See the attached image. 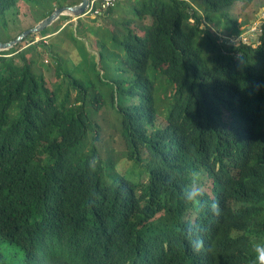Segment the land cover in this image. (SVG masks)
I'll use <instances>...</instances> for the list:
<instances>
[{
  "label": "trees",
  "instance_id": "16d2710c",
  "mask_svg": "<svg viewBox=\"0 0 264 264\" xmlns=\"http://www.w3.org/2000/svg\"><path fill=\"white\" fill-rule=\"evenodd\" d=\"M23 1L52 2L48 17L82 2L0 0V16ZM137 3L148 23H127L112 38L118 52L93 58L112 57L98 73L105 90L68 73L51 48L50 86L25 52L35 35L0 51V264H259L264 19L246 43L226 44L213 27L243 36L255 24L242 31L247 16L232 12L258 14L264 0ZM105 132L119 140L120 167L100 153Z\"/></svg>",
  "mask_w": 264,
  "mask_h": 264
},
{
  "label": "rangeland",
  "instance_id": "374dc122",
  "mask_svg": "<svg viewBox=\"0 0 264 264\" xmlns=\"http://www.w3.org/2000/svg\"><path fill=\"white\" fill-rule=\"evenodd\" d=\"M51 4H38L37 2L32 4L23 1L20 3L21 12L19 11V14L16 15L15 13H11L7 17L0 16V42H11L20 34L34 28L47 19L51 11ZM138 7L139 4L137 3V0H122L119 2L114 12H105V16L98 19H94V16L91 15L81 19H75V17L71 15L63 16L55 22L53 26L48 28L47 32L50 33V36L43 38V33L34 34L36 36V43L29 41L26 43V45H28L25 48V52H30L29 56L30 60L33 62V70L37 74H44L49 85L53 88H57L56 73L54 71L57 69L58 61L56 58L50 56L49 51L51 48L59 52L62 58L66 59V65L63 66L68 73L75 78L80 79L86 86L90 81H93L97 88L105 90L106 85L101 83L98 73L100 70L105 69L108 66L112 57L107 51L106 56L103 58V61L99 66V59L98 61H93V58L97 57L99 52L105 53V46L110 50H114L112 47L116 46L114 45L112 38L114 35L119 37L123 32L124 25L127 23H130L129 25L132 27H139L138 23H148L147 20L140 19L137 11ZM255 10H257V7L253 8L252 6H249L244 8L241 5L235 7V10L232 12L233 15L236 14L237 17H239V15L247 16V18H239V24L240 21H242V31H244L249 25L253 23L255 24L259 20L264 19V12H262L264 9L259 10L258 14L255 13ZM260 26L261 24L258 23L254 25V28ZM213 32H215L226 44L234 43L235 41L250 36L246 34V31L243 36H233L232 33L229 34L227 30L220 31V33L217 32L214 27ZM252 38L254 39L255 37L252 36ZM40 42H45V46L41 45ZM114 51L118 52L117 50ZM102 73L103 70L101 71V75ZM72 92L71 99L74 100L76 92ZM169 105V99H162L160 106L161 111L167 114L170 107ZM100 120L104 127L108 128L113 122V115L110 112L107 114L102 113ZM110 133H104L103 141L105 148H102L100 153L107 163H111L114 167L120 164V167L125 163L123 158L124 155L118 148L119 140L117 136L115 135V138H113ZM91 144H93L92 137H90L85 146V153L90 150L92 146ZM105 149H107L108 155L105 153ZM127 165L132 169H135V166H138L134 162H130ZM141 169L142 168L140 167V171H138L136 175L140 174ZM128 171L134 175L129 168ZM143 179L146 180L147 176H144ZM109 180H112V178L109 177Z\"/></svg>",
  "mask_w": 264,
  "mask_h": 264
},
{
  "label": "water",
  "instance_id": "95a60500",
  "mask_svg": "<svg viewBox=\"0 0 264 264\" xmlns=\"http://www.w3.org/2000/svg\"><path fill=\"white\" fill-rule=\"evenodd\" d=\"M91 0H82V2L75 6H65L62 8H57L55 12L49 16L47 19L42 21L36 27L22 33L17 39L11 42H0V51H9L16 47L18 44L23 42L26 38L34 34H42L48 27L52 26L55 22L61 19L63 16L71 15L76 18H82L89 9ZM264 12V11H262ZM71 13V14H68Z\"/></svg>",
  "mask_w": 264,
  "mask_h": 264
},
{
  "label": "built area",
  "instance_id": "2783aa9c",
  "mask_svg": "<svg viewBox=\"0 0 264 264\" xmlns=\"http://www.w3.org/2000/svg\"><path fill=\"white\" fill-rule=\"evenodd\" d=\"M118 0H91L88 13L91 16H100L103 15L108 10L114 8L116 6ZM102 5V7H101ZM261 26L258 28H254L252 31H248L246 34L250 35L245 39H242L244 42H248V39H250L252 36L257 37L261 35Z\"/></svg>",
  "mask_w": 264,
  "mask_h": 264
},
{
  "label": "clouds",
  "instance_id": "9594fccd",
  "mask_svg": "<svg viewBox=\"0 0 264 264\" xmlns=\"http://www.w3.org/2000/svg\"><path fill=\"white\" fill-rule=\"evenodd\" d=\"M254 39H256V37ZM254 251L257 253V259L259 261V264H264V246L255 245Z\"/></svg>",
  "mask_w": 264,
  "mask_h": 264
},
{
  "label": "bare ground",
  "instance_id": "6f19581e",
  "mask_svg": "<svg viewBox=\"0 0 264 264\" xmlns=\"http://www.w3.org/2000/svg\"><path fill=\"white\" fill-rule=\"evenodd\" d=\"M121 1H122V0H118V1H117L115 8L117 7V5L119 4V2H121ZM101 7H102V5H101ZM68 14H71V13H68ZM86 16H89L88 11L86 12V14H85L83 17H86ZM100 16H101V17H104V16H105V13H104L103 15H100ZM74 17H75V16H74ZM83 17H82V18H83ZM96 17H97V16H96ZM75 19H81V18H76V17H75ZM53 25H54V24H53ZM53 25H52V26H53ZM50 27H51V26H50ZM48 28H49V27H48ZM48 28H47V29H48ZM47 29H46V30H47ZM17 38H18V37H17ZM26 39H27V38H26ZM26 39H25V40H26ZM245 43H246V42H245ZM14 48H15V47H14Z\"/></svg>",
  "mask_w": 264,
  "mask_h": 264
},
{
  "label": "crops",
  "instance_id": "0c3cea01",
  "mask_svg": "<svg viewBox=\"0 0 264 264\" xmlns=\"http://www.w3.org/2000/svg\"><path fill=\"white\" fill-rule=\"evenodd\" d=\"M55 12V11H54ZM40 24V23H39ZM36 27V26H35ZM52 34V33H51ZM53 35V34H52Z\"/></svg>",
  "mask_w": 264,
  "mask_h": 264
}]
</instances>
